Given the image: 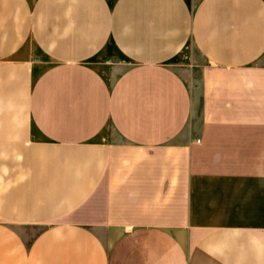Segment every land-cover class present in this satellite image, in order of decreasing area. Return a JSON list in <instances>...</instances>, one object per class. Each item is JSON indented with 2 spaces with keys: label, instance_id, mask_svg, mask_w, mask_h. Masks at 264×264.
<instances>
[{
  "label": "crops",
  "instance_id": "obj_1",
  "mask_svg": "<svg viewBox=\"0 0 264 264\" xmlns=\"http://www.w3.org/2000/svg\"><path fill=\"white\" fill-rule=\"evenodd\" d=\"M0 264H264V0H0Z\"/></svg>",
  "mask_w": 264,
  "mask_h": 264
},
{
  "label": "rangeland",
  "instance_id": "obj_2",
  "mask_svg": "<svg viewBox=\"0 0 264 264\" xmlns=\"http://www.w3.org/2000/svg\"><path fill=\"white\" fill-rule=\"evenodd\" d=\"M234 217H237V218H244V217H239L238 215H233ZM234 217H228V219H233Z\"/></svg>",
  "mask_w": 264,
  "mask_h": 264
}]
</instances>
